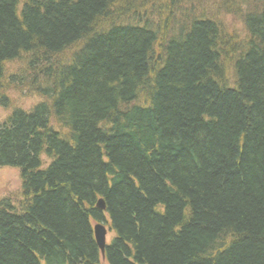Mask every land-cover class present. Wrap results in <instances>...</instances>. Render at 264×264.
Segmentation results:
<instances>
[{
    "label": "trees",
    "instance_id": "16d2710c",
    "mask_svg": "<svg viewBox=\"0 0 264 264\" xmlns=\"http://www.w3.org/2000/svg\"><path fill=\"white\" fill-rule=\"evenodd\" d=\"M205 2L0 0V105L38 98L0 123V264H100L94 222L108 264H264V0L209 1L243 35Z\"/></svg>",
    "mask_w": 264,
    "mask_h": 264
},
{
    "label": "rangeland",
    "instance_id": "374dc122",
    "mask_svg": "<svg viewBox=\"0 0 264 264\" xmlns=\"http://www.w3.org/2000/svg\"><path fill=\"white\" fill-rule=\"evenodd\" d=\"M210 1V0H209ZM205 2L201 7H199L198 12L202 13H209L212 15L219 23L224 24L229 32L241 33L242 34V24L239 22L238 19H235L231 16H225L223 13L220 12L219 6L214 5L213 7L210 5V2ZM217 2V0H215ZM218 3V2H217ZM18 66L16 65H8L9 73L12 71L14 72L17 70ZM11 72V73H12ZM8 73V74H9ZM8 98L11 99V106L10 109H5L0 105V123L5 120L10 113L12 112L11 109H23V110H30L34 104L38 102V98L34 97L33 95L28 96L26 92L16 93L13 91H9L6 93ZM42 161L45 162L46 158L42 157ZM21 176L20 171L16 168H0V202L3 201L4 198H9L17 200L21 202ZM96 223H93V226ZM112 235L109 233L107 235V242L108 244L111 242ZM100 264H108L107 261L100 259Z\"/></svg>",
    "mask_w": 264,
    "mask_h": 264
},
{
    "label": "water",
    "instance_id": "95a60500",
    "mask_svg": "<svg viewBox=\"0 0 264 264\" xmlns=\"http://www.w3.org/2000/svg\"><path fill=\"white\" fill-rule=\"evenodd\" d=\"M97 208L101 211L106 210V206L104 205L103 200H99L96 204ZM94 228V236L98 245V249L101 252V258L102 260H105V254H106V247H107V235H108V228L104 224H96L93 226Z\"/></svg>",
    "mask_w": 264,
    "mask_h": 264
},
{
    "label": "bare ground",
    "instance_id": "6f19581e",
    "mask_svg": "<svg viewBox=\"0 0 264 264\" xmlns=\"http://www.w3.org/2000/svg\"><path fill=\"white\" fill-rule=\"evenodd\" d=\"M97 246H98V245H97ZM100 259H102V258H101V252H100Z\"/></svg>",
    "mask_w": 264,
    "mask_h": 264
}]
</instances>
